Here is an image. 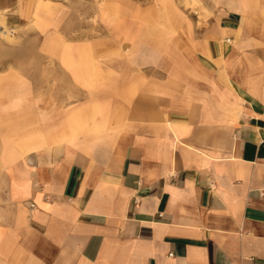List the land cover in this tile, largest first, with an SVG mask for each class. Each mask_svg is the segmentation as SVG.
I'll use <instances>...</instances> for the list:
<instances>
[{
	"label": "crops",
	"instance_id": "crops-1",
	"mask_svg": "<svg viewBox=\"0 0 264 264\" xmlns=\"http://www.w3.org/2000/svg\"><path fill=\"white\" fill-rule=\"evenodd\" d=\"M105 3L0 70V264H264V0Z\"/></svg>",
	"mask_w": 264,
	"mask_h": 264
},
{
	"label": "rangeland",
	"instance_id": "rangeland-1",
	"mask_svg": "<svg viewBox=\"0 0 264 264\" xmlns=\"http://www.w3.org/2000/svg\"><path fill=\"white\" fill-rule=\"evenodd\" d=\"M48 2H52V13L56 12L60 19L57 30L41 33L33 20L23 17L18 0H0V70L6 68L9 63L20 64L22 61H30L32 79L37 80L38 69L35 62L39 60L36 52L39 46L81 45L86 43L85 39H92V42L97 43L103 40L102 9L106 6L105 0ZM87 29L92 30V37H86ZM53 55L47 53L46 61H54ZM50 71L54 70L48 69V73Z\"/></svg>",
	"mask_w": 264,
	"mask_h": 264
},
{
	"label": "built area",
	"instance_id": "built-area-1",
	"mask_svg": "<svg viewBox=\"0 0 264 264\" xmlns=\"http://www.w3.org/2000/svg\"><path fill=\"white\" fill-rule=\"evenodd\" d=\"M169 255H172V254H169Z\"/></svg>",
	"mask_w": 264,
	"mask_h": 264
}]
</instances>
